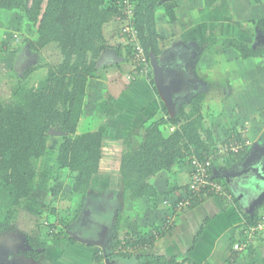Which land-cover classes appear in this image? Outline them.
I'll list each match as a JSON object with an SVG mask.
<instances>
[{
  "label": "crops",
  "instance_id": "0c3cea01",
  "mask_svg": "<svg viewBox=\"0 0 264 264\" xmlns=\"http://www.w3.org/2000/svg\"><path fill=\"white\" fill-rule=\"evenodd\" d=\"M202 3V0H162L155 14L156 31L163 39L160 41L161 52L150 55H154L162 66L166 84L173 87L172 112L157 92L152 70L150 75L135 77L128 43L110 33L113 22L109 23L106 35L112 46L119 44L120 50L115 52L112 49L101 60L108 59L107 62L112 64L107 67L106 79H88L82 114L76 129L77 133L84 132L80 129L84 119V129L89 128L88 131L98 129L102 123L109 128L103 142L106 152L102 154L101 162L102 165L112 166V171L105 173L112 174L111 223L101 221L97 206L89 202L87 205L92 217L108 227L106 241L102 245L91 242H97L96 227L82 226L79 228L82 234L75 237L73 227H77L74 225L72 233L68 228L58 237H52L40 224L35 228L28 226L22 234L24 240H18L25 241L26 245L16 246L18 249L13 255H17L18 264L109 263L110 260L106 259L110 252L108 241L114 231L119 209L122 210L120 226L142 233L146 238L151 229H156L154 227L159 225L161 218L171 220V227H165L167 229L161 231L154 240L147 239L148 247L143 252L177 264H264V233L257 235L248 249H233V244L242 238V229L246 225L244 215L254 211L258 216L264 215L261 210H264V57L242 60L235 48L224 47V38L242 37L227 33L224 25L230 21L228 17L223 18V8L218 10L219 6L215 4L207 11L200 12ZM237 3L238 9L233 4L230 7L231 12L240 15V22H234L232 26L244 31L250 29L257 36L254 24L264 20V0H237ZM261 25L264 26V21ZM261 32H264V27ZM261 32L259 39L252 42L254 45L264 42ZM229 54L232 56L229 57ZM235 63L241 66L240 73L247 71L242 83L238 82L237 85L235 80V85L232 81V72L236 69L228 71V67ZM227 76L230 82L225 78ZM198 95L202 96L201 110L206 116L204 125L211 131L217 146L235 130L248 138V146L241 160L231 158L234 160L231 162L227 158L216 163L212 169L215 177L219 176L225 181L230 200L215 195H201V200L197 198L199 201L176 207L177 200L189 196L188 164L174 165L169 172L159 171L150 176L147 182L154 193L141 197L140 203L132 200L130 195L122 197L123 184L118 173L121 154L139 147L148 122L165 116L163 105L166 111L174 114L181 106L188 110L191 99ZM164 127L168 133L177 126ZM241 170L246 173L245 176L242 173L243 178L229 179ZM256 171L258 176L254 184L243 180L254 176ZM106 191H102L100 198L109 195ZM261 192L262 195L258 197ZM133 202L136 204L132 205ZM84 209H81L82 213L88 214ZM21 247L24 249L21 250ZM30 248L39 253L38 259L33 260L25 255ZM117 264L123 263L119 261Z\"/></svg>",
  "mask_w": 264,
  "mask_h": 264
},
{
  "label": "trees",
  "instance_id": "16d2710c",
  "mask_svg": "<svg viewBox=\"0 0 264 264\" xmlns=\"http://www.w3.org/2000/svg\"><path fill=\"white\" fill-rule=\"evenodd\" d=\"M161 1L128 0L132 9L130 16L124 10V0H0V10L16 11L26 23L35 26L34 35L25 37L22 43L29 54L39 55L43 48L54 45L59 56V60L52 63L30 64L21 71L17 69L15 60L10 66V97L4 99L0 96L1 234L14 230L20 204L30 201L29 197L36 184V164L46 153L51 129L62 132L55 168L58 172L67 169L71 174L75 173L70 190L80 194L81 199L73 212L58 218L60 225L57 232H53L50 226L46 232L49 236L58 237L65 229H71V224L76 221L84 206L88 189L95 182L92 176L101 169L102 154L106 152L103 142L109 131L108 126L102 123L94 131L76 132L88 79H106L107 67L112 64L101 60L112 49L115 52L120 50L119 44L112 46L110 43L106 28L109 23L114 22L117 26L110 33L126 40L127 33L123 31V27L131 26L136 30L137 42L144 47L148 57L151 53L158 55L163 36L156 31L155 14ZM202 1L200 12L207 11L219 0ZM262 21L264 20L254 24L259 31L264 27L261 25ZM261 43L254 45L252 41L229 37L224 38L223 45L235 48L242 59H247L264 57V42ZM12 46L10 42L3 40L0 51L6 53ZM128 46L130 48L133 44ZM137 76L140 75L136 74L135 77ZM201 97L198 95L192 98L188 110L181 106L174 114L166 111L163 105L165 116L148 122L139 147L121 154L118 173L123 184L122 197L130 195L132 199H136L153 194L154 191L147 182L150 176L159 171L169 172L174 165L190 166L192 157L201 160L213 152L217 144L211 131L204 125L206 116L201 110ZM166 125L177 127L167 133L164 127ZM235 134L239 141L248 140L247 136L236 130L231 135ZM247 146L245 144L230 158L241 160ZM54 178L57 179V171ZM214 179L225 185L221 177ZM45 208L55 212L54 207L41 204L40 217ZM116 213L114 231L108 241L110 252L106 259H114L116 264L119 261L123 264H177L143 252L148 247L147 239L154 240L161 231L167 229L161 225L168 218H161L159 225L154 227L158 234L153 236L151 229L146 238L142 233L121 227L122 210L119 209ZM244 217L246 224H253L261 216L254 211ZM40 225L44 226L43 223ZM168 226L171 227V224ZM29 250L25 255L33 260L38 259L39 253L31 248Z\"/></svg>",
  "mask_w": 264,
  "mask_h": 264
},
{
  "label": "rangeland",
  "instance_id": "374dc122",
  "mask_svg": "<svg viewBox=\"0 0 264 264\" xmlns=\"http://www.w3.org/2000/svg\"><path fill=\"white\" fill-rule=\"evenodd\" d=\"M217 4L219 6L218 10H221V8L225 10L223 18L228 17L230 21L229 24L227 23L226 25H224L229 35H238L242 37L241 39L244 40L246 39V42H250V41L253 42L259 39V32L261 31H259L258 29H256L257 36H255L252 33V31H250V29L249 31L248 30L244 31L242 29H236L235 27L232 26L233 25L232 23L236 22L238 24V22H240L239 20L240 15H236L235 12H231L232 8L230 7V4H233V7L235 9H238L239 5L237 3V0H223L221 2L218 1ZM212 15H214V13ZM210 20L211 22L214 23V21H212L213 19ZM203 22H205V20ZM115 25L116 24L113 22V24H111L110 26L114 27ZM250 32L252 35L250 34ZM34 33H35V26H31L30 24L26 23V20L22 18L18 12L0 10V48H1V42L3 40H5L6 42H10V44L13 45L12 46L13 48H11L6 53L0 51V96L4 99H8L10 97L9 96L10 66L13 62H15V60H16V67L19 71L23 70L25 66H28L30 64L43 65L44 63L47 62L52 63L56 60H59V56L54 45H49L48 47L43 48L40 51L39 55L29 54L28 50L25 49V46H23L22 43L25 37H30L34 35ZM261 33L264 34V32ZM2 47L5 48V45L4 46L2 45ZM14 56H16L15 59ZM231 56L232 54H229V57ZM234 69H236V71L232 72L234 77L232 81L234 83L235 80L236 85L238 82H240L241 84L242 83L241 81L247 75V71L240 73L241 66H239V64L236 63L228 67L229 72H231ZM244 74L245 76H243ZM225 78H227L228 81L230 82L228 76ZM237 101L238 100H236L235 102ZM87 121H90V119H87ZM85 126H86V121L84 119V123H82L80 126V129L84 132L88 131L89 129V128L84 129ZM235 127L238 126L236 125ZM49 134L50 135L47 141L46 153L43 157L39 158L36 164L37 165L36 184H35V190L32 192L31 196L29 197L30 201L28 202L24 201L23 203L20 204L16 221L14 224L15 226L14 230L4 235L0 233V264H18L16 262L17 255L15 257H13V255L15 250L18 249L16 248V246L20 247L22 245H26L25 241L24 242H20V241L24 240L22 234L24 233L23 231L26 228H28V226H34L35 228L37 224L43 223L45 226L44 228L47 229V232H48V228H47L48 226H50V228H53V232H57L58 227L60 225L58 222V218L61 215L62 216L67 215L73 212L80 203L81 195L77 193L75 194L70 190L73 181L72 176L75 175V173L71 174L70 170L68 171L67 169H62L61 171L58 172V170H56L55 168L57 162L56 161L57 148L62 139L61 138L62 132H59L58 130L55 129H51L49 131ZM100 168L101 169L99 170V173H97L95 176H92V179L95 180V182L92 183V187L87 191V195H86L87 197L84 203L85 209L83 207L82 211L83 209L84 210L88 209L87 208L88 202L95 205V203L98 201L96 206L100 208V211L98 213H101V221L110 224L111 223L110 205L112 203L111 197L113 195L112 174L106 175L105 173L112 171V167H109L107 164L106 165L103 164ZM56 171H57V179L54 178ZM257 176L258 174L256 171L254 176L244 178L243 180H248L250 181L249 183L254 184V180L257 178ZM100 177H102L103 179L102 178L100 179ZM104 190L105 191L107 190L106 193L109 195L105 198L101 197L102 198L101 199L100 196L103 194L102 191L104 192ZM132 200H137L138 203L141 202V198L138 197ZM41 204H44L45 206L49 205L50 207H54L55 212L50 211L49 208H47V210L45 208L43 209L44 212L43 216L40 217L39 211ZM133 204L135 205L136 202H133L132 205ZM91 210H92V206H91ZM93 210L96 211L95 208H93ZM261 210L264 212L263 209ZM82 211L80 213L81 215L83 214ZM87 212L89 211L87 210ZM123 214L125 215V212ZM73 228L75 232L73 236L77 237L78 235L82 234L81 229L75 227ZM73 228L71 224L70 233L73 232L72 231ZM21 248H22L21 250L24 249L23 247ZM4 257H6V259H4ZM24 259L26 260V258ZM112 263L116 264L115 261L113 260ZM25 264L28 263L26 262Z\"/></svg>",
  "mask_w": 264,
  "mask_h": 264
},
{
  "label": "built area",
  "instance_id": "2783aa9c",
  "mask_svg": "<svg viewBox=\"0 0 264 264\" xmlns=\"http://www.w3.org/2000/svg\"><path fill=\"white\" fill-rule=\"evenodd\" d=\"M128 13L132 14V9L129 6L128 0H124ZM131 5V4H130ZM123 31L127 33L126 42L133 44L131 47V61L132 66L136 74L146 76L148 74V59L143 46L137 42L136 30L131 26H124ZM130 77V76H129ZM235 135H231L224 143L215 147L213 152L205 159H198L196 157L191 158L190 164V175L188 180L189 196L185 199L177 200L175 203L176 207H182L189 205L192 202L197 201L204 193H212L218 196L224 197L227 201L230 200L231 195L224 189V185L220 181L214 179L212 168L218 162L223 160L232 161L231 155L238 152L248 144V140L245 142L239 141ZM211 171V172H210ZM171 223L168 218L161 225L162 228L167 227ZM264 232V215H262L255 223L246 224L242 229V238L233 244V249L236 251H243L248 249L254 242L257 235ZM153 236L158 234L156 229H152L150 232Z\"/></svg>",
  "mask_w": 264,
  "mask_h": 264
},
{
  "label": "water",
  "instance_id": "95a60500",
  "mask_svg": "<svg viewBox=\"0 0 264 264\" xmlns=\"http://www.w3.org/2000/svg\"><path fill=\"white\" fill-rule=\"evenodd\" d=\"M150 59H151L150 60V65H151V69H152L153 81H154L155 87L157 89V92L159 93L160 97L164 101V103H165L166 107L168 108V110L172 112V110L174 108V104H173V101H172V98H171V96H172L171 88H173V87L168 86L166 84L167 83L166 82V78L163 76V74H164L163 68L159 64V62L156 59V57L154 55H151ZM104 61L107 62L108 59H105ZM244 172H245V170H241V171H239V173L230 176L229 179H232V178H234V179L243 178L242 177V173H243V175L246 174ZM229 179H227V181ZM260 195H262V192L258 195V197ZM106 230H107L106 225H103L102 226V231H103L102 234H104V232H106ZM102 240H103V238L101 240H99V241L97 240V242L96 241H91V242H95V243H98V244L102 245L103 244ZM85 241H87V240H85ZM107 264H113V263H112V261H110Z\"/></svg>",
  "mask_w": 264,
  "mask_h": 264
},
{
  "label": "flooded vegetation",
  "instance_id": "af4514ba",
  "mask_svg": "<svg viewBox=\"0 0 264 264\" xmlns=\"http://www.w3.org/2000/svg\"><path fill=\"white\" fill-rule=\"evenodd\" d=\"M96 205H97V203L95 204V206ZM98 209L100 211V208H98ZM104 223H106V222H104ZM72 225H75L77 228H80L82 226H84V227L87 226V227H90V228L91 227L98 228V231H96L97 240L99 241V240H101L103 238L102 243H105V241H106L105 237L107 236V233L104 232V234H102L103 233L102 226L105 225V224H103L102 222L98 223L97 220L94 217H92L91 213H88V214L85 213V214L79 216V218H77L76 221H74V223H72ZM106 228L108 230L107 226H106Z\"/></svg>",
  "mask_w": 264,
  "mask_h": 264
},
{
  "label": "clouds",
  "instance_id": "9594fccd",
  "mask_svg": "<svg viewBox=\"0 0 264 264\" xmlns=\"http://www.w3.org/2000/svg\"><path fill=\"white\" fill-rule=\"evenodd\" d=\"M144 48V47H143ZM145 50V49H144ZM145 53H146V51H145ZM146 55H147V53H146ZM150 57H151V55H149V57H148V55H147V59H148V74L150 75V71L152 70L151 69V65H150ZM129 58H130V61H131V47H130V51H129ZM131 66H132V61H131ZM132 69H133V66H132ZM133 71H134V69H133ZM134 73H136L135 71H134ZM147 74V75H148ZM233 161V160H232ZM214 168V167H213ZM212 168V169H213ZM212 171V170H211ZM213 176H214V174H213ZM214 178H215V176H214Z\"/></svg>",
  "mask_w": 264,
  "mask_h": 264
},
{
  "label": "bare ground",
  "instance_id": "6f19581e",
  "mask_svg": "<svg viewBox=\"0 0 264 264\" xmlns=\"http://www.w3.org/2000/svg\"><path fill=\"white\" fill-rule=\"evenodd\" d=\"M224 189H225V191L227 192V189H226V187L224 186ZM228 193V192H227ZM206 195V194H205ZM216 195V194H215ZM203 196H204V194H203ZM216 196H218V195H216ZM219 197H222V196H219ZM200 199V198H199Z\"/></svg>",
  "mask_w": 264,
  "mask_h": 264
}]
</instances>
